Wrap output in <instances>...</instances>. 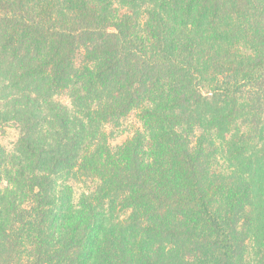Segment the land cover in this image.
<instances>
[{
    "label": "trees",
    "instance_id": "1",
    "mask_svg": "<svg viewBox=\"0 0 264 264\" xmlns=\"http://www.w3.org/2000/svg\"><path fill=\"white\" fill-rule=\"evenodd\" d=\"M10 123L0 264H264V0H0Z\"/></svg>",
    "mask_w": 264,
    "mask_h": 264
},
{
    "label": "rangeland",
    "instance_id": "2",
    "mask_svg": "<svg viewBox=\"0 0 264 264\" xmlns=\"http://www.w3.org/2000/svg\"><path fill=\"white\" fill-rule=\"evenodd\" d=\"M57 101H60L66 106H70V100L66 93L57 96ZM142 129L138 113L133 112L126 118L122 119L118 126L107 125L106 131L108 133L109 145L112 149H116L122 145L125 141L130 139L137 130ZM20 137V130L14 123L6 124L0 127V144L7 150L8 153H13L16 144ZM71 186L74 189V202L78 203L82 198V195L89 191L90 183L71 181Z\"/></svg>",
    "mask_w": 264,
    "mask_h": 264
}]
</instances>
